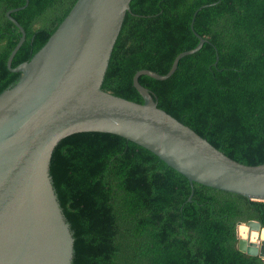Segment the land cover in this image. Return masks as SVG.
<instances>
[{
    "label": "trees",
    "instance_id": "trees-1",
    "mask_svg": "<svg viewBox=\"0 0 264 264\" xmlns=\"http://www.w3.org/2000/svg\"><path fill=\"white\" fill-rule=\"evenodd\" d=\"M27 1L10 14L25 32L12 68L45 44L76 0ZM24 5L0 0V93L19 78L6 61L20 33L5 14ZM129 7L101 90L142 103L134 74H166L178 54L197 45L195 33L204 44L168 79L142 75L139 84L157 108L225 156L264 164V0H131ZM49 175L73 237L71 264H264L237 249L236 235L241 222L264 226V201L191 188L122 137L89 132L62 139Z\"/></svg>",
    "mask_w": 264,
    "mask_h": 264
},
{
    "label": "water",
    "instance_id": "water-1",
    "mask_svg": "<svg viewBox=\"0 0 264 264\" xmlns=\"http://www.w3.org/2000/svg\"><path fill=\"white\" fill-rule=\"evenodd\" d=\"M130 1L76 0L45 44L14 68L11 62L25 32L10 14L28 1L5 14L20 37L6 61L8 71L19 78L0 93V264H71L73 237L53 189L49 164L57 143L78 133L122 137L185 177L191 188L196 183L264 201V164L246 166L225 156L157 108L151 93L138 82L142 75L168 79L181 58L202 47L205 40L200 36L194 33L197 45L178 54L166 74L150 70L134 74L132 85L142 103L101 90ZM191 195L192 191L188 201ZM236 235L241 253L264 261V244L258 251L240 240L237 229Z\"/></svg>",
    "mask_w": 264,
    "mask_h": 264
},
{
    "label": "clouds",
    "instance_id": "clouds-1",
    "mask_svg": "<svg viewBox=\"0 0 264 264\" xmlns=\"http://www.w3.org/2000/svg\"><path fill=\"white\" fill-rule=\"evenodd\" d=\"M236 229L241 241L249 242L260 251L261 245L264 244V226L260 225L258 221L252 220L239 223Z\"/></svg>",
    "mask_w": 264,
    "mask_h": 264
}]
</instances>
